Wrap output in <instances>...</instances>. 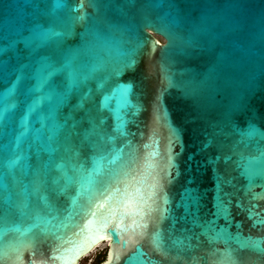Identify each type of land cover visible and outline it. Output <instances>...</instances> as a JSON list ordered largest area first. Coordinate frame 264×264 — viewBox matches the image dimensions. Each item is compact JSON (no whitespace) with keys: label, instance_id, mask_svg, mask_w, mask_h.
<instances>
[{"label":"water","instance_id":"95a60500","mask_svg":"<svg viewBox=\"0 0 264 264\" xmlns=\"http://www.w3.org/2000/svg\"><path fill=\"white\" fill-rule=\"evenodd\" d=\"M103 242L264 264V0H0V264Z\"/></svg>","mask_w":264,"mask_h":264},{"label":"rangeland","instance_id":"374dc122","mask_svg":"<svg viewBox=\"0 0 264 264\" xmlns=\"http://www.w3.org/2000/svg\"><path fill=\"white\" fill-rule=\"evenodd\" d=\"M163 41L161 36H158ZM108 249V242H103L98 248H96L89 256L85 257L80 264H94L96 259L102 255L106 254Z\"/></svg>","mask_w":264,"mask_h":264},{"label":"trees","instance_id":"16d2710c","mask_svg":"<svg viewBox=\"0 0 264 264\" xmlns=\"http://www.w3.org/2000/svg\"><path fill=\"white\" fill-rule=\"evenodd\" d=\"M106 257V254H102L100 255L97 259L96 262L94 264H99L100 262H102Z\"/></svg>","mask_w":264,"mask_h":264}]
</instances>
